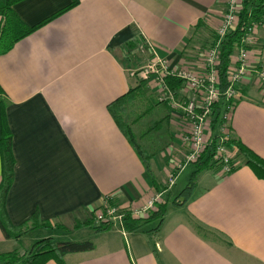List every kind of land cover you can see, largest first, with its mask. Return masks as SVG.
<instances>
[{
  "label": "crops",
  "instance_id": "0c3cea01",
  "mask_svg": "<svg viewBox=\"0 0 264 264\" xmlns=\"http://www.w3.org/2000/svg\"><path fill=\"white\" fill-rule=\"evenodd\" d=\"M70 3L25 0L13 10L35 26ZM224 8L225 0H80L0 56V96L7 103L15 159L6 211L15 226L35 213L50 225L29 227L18 242L0 231V254L26 253L41 239L32 237L37 231L61 237L84 228L87 236L80 240L92 241L93 249L66 255L64 264H264V181L238 157L229 174L199 173L182 201L194 170L193 163L187 166L162 194L165 214L158 231L145 233L146 226L123 235L116 228L94 233L79 226L109 197L129 209L164 188L167 172L187 152L177 133L184 124L156 106L160 125L152 139L146 137L147 150L155 152L153 185L107 105L138 85L130 71L152 60L151 47L173 68L198 67L202 47L213 38L195 25L213 31ZM258 34L264 67V27ZM135 48L142 51L140 61L129 55L125 65L120 54ZM244 85L229 131L264 159V90L252 79ZM181 180L185 185H177Z\"/></svg>",
  "mask_w": 264,
  "mask_h": 264
},
{
  "label": "trees",
  "instance_id": "16d2710c",
  "mask_svg": "<svg viewBox=\"0 0 264 264\" xmlns=\"http://www.w3.org/2000/svg\"><path fill=\"white\" fill-rule=\"evenodd\" d=\"M22 1L25 0H0V56L10 52L17 43L32 35L44 24L78 5L80 0H71L70 5L64 10L35 26H27L14 12L13 7ZM238 10L236 24L230 28L222 39L218 37L214 29L211 31L200 22L195 25L198 29L200 27L204 28L205 31L209 32L210 37L213 38L212 43L209 46L202 47L201 60L208 48L215 46L217 43L219 45V65L217 67L218 82L216 86L219 98L218 102L213 104L210 116L213 133H215L216 125L219 123L220 113L223 110V107L230 103L227 98L228 89L233 88L240 91L242 94L247 90V86L245 88L244 84H232L228 80V67L230 65L231 56L240 50L250 48L244 42V37L252 26H257L259 29L264 27V0H241ZM166 85L176 101L186 102L191 95L190 92L186 90L184 80L175 76L168 77L166 79ZM145 89L146 85L144 82L139 81L136 87H132L127 93L109 103L107 105V111L119 132L127 139L133 152L137 155L147 177L153 185H156L155 175L152 169V162L155 155L139 143L134 128L127 120L131 112L130 106L137 96L140 95V93H143ZM150 103L152 104V108L157 105H162L167 109L169 114H172V108L168 105V102H159L157 99L155 101L151 99ZM6 106L7 103L5 99L0 96V231L6 239L18 242L26 233H28L29 227L30 230H37L40 228L48 229L50 228V225L49 223L40 220L38 213H35L26 223L18 226L13 225L8 217L5 204L14 179L15 159L12 151V135L5 115ZM156 123L157 122L154 121L153 126H156ZM219 141L220 135L214 134V136L211 137V143L208 148L202 153L199 159L193 163L194 170L188 178L185 188L180 193L182 201H185L190 197L191 192L196 185V179L199 173L211 169L217 170V163L214 161L213 149ZM225 145L235 147L237 151L236 157L240 158L243 165L248 167L257 179L264 181L263 158L254 153L239 140L235 139L230 131L229 139L225 142ZM174 167L175 165L170 169V172L172 171L176 174ZM163 185H165L163 189L153 191L149 195V197H152L153 195L159 194L161 197L160 201L155 204V209L150 211L146 218H132L130 213L131 209L119 207L113 202L112 197L107 198L103 202L104 205L120 208L119 213L123 215L124 232L126 234L139 230L144 231L146 226H148V228L145 230V233L158 231L165 214V205H160L159 203L161 202L162 194L168 188L172 187L169 186L167 176L165 177ZM174 203L180 205L181 202L177 199L174 200ZM100 206L102 207L103 204ZM99 208L100 207H96L91 210L89 217L79 223V226H85L94 233L105 232L114 228L113 225L108 222L102 224L94 223L93 215ZM73 229L75 230L77 228L74 227ZM92 249L93 243L90 240L57 241L53 238H41L36 240L26 253L21 254L18 251L13 250L9 253L0 254V264H46L49 261H54L57 264H64V257L66 255L86 252Z\"/></svg>",
  "mask_w": 264,
  "mask_h": 264
},
{
  "label": "built area",
  "instance_id": "2783aa9c",
  "mask_svg": "<svg viewBox=\"0 0 264 264\" xmlns=\"http://www.w3.org/2000/svg\"><path fill=\"white\" fill-rule=\"evenodd\" d=\"M241 0H225L220 24L214 28L216 34L222 39L237 22L238 9ZM258 27L252 26L244 37V42L249 49H243L231 56L228 67V80L232 84L243 85L246 80L252 79V85L264 88V67L259 63L258 48L260 46ZM218 43L208 48L198 67L181 66L173 68L168 61L160 57L154 50L152 60L143 68L131 73L140 81L146 82L159 102H168L172 108V118L178 124L183 123L179 131V140L187 146V152L179 163L175 164L176 174L167 172L169 186H172L177 176L190 164L195 163L211 143L214 134L220 135L219 143L213 149L214 161L217 163L219 174H229L237 166L235 164L236 149L225 145L229 139L228 126L232 118L236 102L242 97L240 91L229 88L227 98L230 103L223 107L215 133L211 129L210 119L213 104L218 102L217 91L219 65ZM175 76L184 80L186 90L190 92L186 102L176 101L170 93L166 79ZM161 195H153L141 205L130 208L132 218H146L148 213L155 209V204L160 201ZM119 207L103 205L93 215L95 224L111 223L123 235V215Z\"/></svg>",
  "mask_w": 264,
  "mask_h": 264
},
{
  "label": "rangeland",
  "instance_id": "374dc122",
  "mask_svg": "<svg viewBox=\"0 0 264 264\" xmlns=\"http://www.w3.org/2000/svg\"><path fill=\"white\" fill-rule=\"evenodd\" d=\"M129 55H130L131 59L138 57V59L140 61V56L142 55V51L139 48H135L133 50H130V51L127 50L126 52L121 53L120 58L125 65L127 63L129 64V62H130V58L128 59ZM151 56H152V54H151ZM133 62L136 63L135 60H133ZM144 66H146V64L144 62H142L141 64H139V66L135 70L130 71V75L132 72L137 71V70L143 68ZM133 78H136V77H133ZM137 80L140 81L139 79H137ZM144 84L147 86V88L150 90V92H148V90H145L143 93H140V95L137 96V98L134 100V102L130 106L131 112H130L129 118L127 120L131 124V126L134 128V131H135V134L138 138L139 143L144 145L147 148L148 144L146 142V137L148 138V140H150L149 137L151 139L153 138L155 128H157L158 124L160 125V122H158L156 115H158L159 117L161 115L157 112V109L159 107L155 106L152 109L150 108V107H152V104H150L149 99H148V98L152 97L151 99H153L155 101L156 100L155 95H157L156 92H153V91L151 92V88L146 84V82H144ZM147 93H150V95H148ZM167 117L171 118L172 114H169V112H168ZM134 119L136 122L134 121ZM151 120L157 122L156 126H153V124H151ZM177 133L179 134V131ZM168 146H169V144H168ZM148 150H149V152H153L151 149H148ZM154 155H155V152H154ZM185 183H186V181L181 180L177 185H185ZM101 204L104 205V202H102ZM86 233H87V229L81 228L79 230L72 231V234H70V235H68V234L64 235L63 234V235H61V237H59L57 235L54 236V233L49 232L47 230H41V231L35 232L34 234H32L33 236L32 235L31 236L33 238H37V239L38 238H53L54 240H57V241H72V240H80V239L86 238V236H87Z\"/></svg>",
  "mask_w": 264,
  "mask_h": 264
},
{
  "label": "bare ground",
  "instance_id": "6f19581e",
  "mask_svg": "<svg viewBox=\"0 0 264 264\" xmlns=\"http://www.w3.org/2000/svg\"><path fill=\"white\" fill-rule=\"evenodd\" d=\"M151 50H154L153 47H151ZM256 86H257V85H256ZM258 88L264 90V88H262V87H259V86H258ZM240 93H241V92H240ZM241 94H242V93H241ZM242 97H243V94H242ZM228 130H229V126H228Z\"/></svg>",
  "mask_w": 264,
  "mask_h": 264
}]
</instances>
